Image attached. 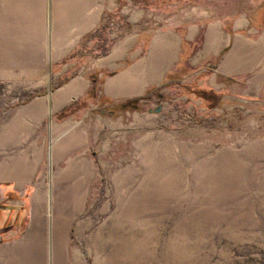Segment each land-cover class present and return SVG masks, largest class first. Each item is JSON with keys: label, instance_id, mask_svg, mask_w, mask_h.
Masks as SVG:
<instances>
[{"label": "crops", "instance_id": "obj_1", "mask_svg": "<svg viewBox=\"0 0 264 264\" xmlns=\"http://www.w3.org/2000/svg\"><path fill=\"white\" fill-rule=\"evenodd\" d=\"M19 1L8 18L44 30L48 60L65 63L43 90L17 103L0 96V264H68L61 222L82 214L89 184L99 171L123 181L139 170L154 114L88 112L92 87L94 104L104 97L109 108L142 105L178 83L214 95L217 114L232 108L240 119L253 105L249 130L235 138L249 141L238 150L243 167L264 169V0ZM112 20L116 34L71 72L78 48L100 40ZM56 76L66 77L54 84Z\"/></svg>", "mask_w": 264, "mask_h": 264}, {"label": "rangeland", "instance_id": "obj_2", "mask_svg": "<svg viewBox=\"0 0 264 264\" xmlns=\"http://www.w3.org/2000/svg\"><path fill=\"white\" fill-rule=\"evenodd\" d=\"M17 2L0 0V96L14 103L43 90L48 72L65 63L48 60L44 30L8 18ZM112 26L78 48L71 72L105 47L117 32ZM147 98L123 110L84 99L88 112L154 114L155 137L146 123L139 170L123 181L120 172L99 171L82 214L62 220L65 261L69 254L68 264H264V169L243 167L238 150L249 141L235 138L249 130L254 106L244 104L240 119L232 108L217 114L214 95L179 83Z\"/></svg>", "mask_w": 264, "mask_h": 264}, {"label": "trees", "instance_id": "obj_3", "mask_svg": "<svg viewBox=\"0 0 264 264\" xmlns=\"http://www.w3.org/2000/svg\"><path fill=\"white\" fill-rule=\"evenodd\" d=\"M87 97L88 98H92V99H95L96 98V88L95 87H92L89 91H88V94H87ZM144 98H147V97H144ZM99 102L101 104H104V103H112L111 101H109L108 99L104 98V97H100L99 98ZM138 100H132V101H125L123 103H119V105H116V110H119V109H128V108H136L135 105L137 104ZM69 109H65L63 110L60 115H64ZM112 111H115V110H112Z\"/></svg>", "mask_w": 264, "mask_h": 264}]
</instances>
